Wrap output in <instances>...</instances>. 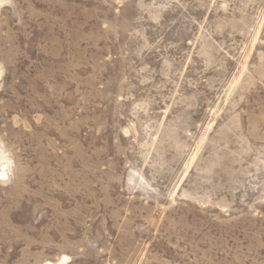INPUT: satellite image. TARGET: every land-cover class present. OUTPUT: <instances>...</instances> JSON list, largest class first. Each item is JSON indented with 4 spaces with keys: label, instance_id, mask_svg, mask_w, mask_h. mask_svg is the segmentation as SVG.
Listing matches in <instances>:
<instances>
[{
    "label": "rangeland",
    "instance_id": "rangeland-1",
    "mask_svg": "<svg viewBox=\"0 0 264 264\" xmlns=\"http://www.w3.org/2000/svg\"><path fill=\"white\" fill-rule=\"evenodd\" d=\"M0 264H264V0H0Z\"/></svg>",
    "mask_w": 264,
    "mask_h": 264
},
{
    "label": "bare ground",
    "instance_id": "bare-ground-1",
    "mask_svg": "<svg viewBox=\"0 0 264 264\" xmlns=\"http://www.w3.org/2000/svg\"><path fill=\"white\" fill-rule=\"evenodd\" d=\"M7 176V171L5 169V167H1L0 169V179H4ZM64 262H66V257L63 256L62 259L56 261V262H51V261H45L42 264H63Z\"/></svg>",
    "mask_w": 264,
    "mask_h": 264
}]
</instances>
